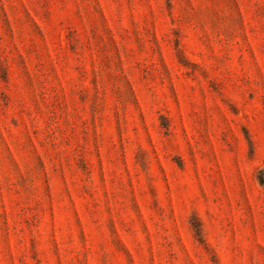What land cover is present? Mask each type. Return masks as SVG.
Here are the masks:
<instances>
[{
    "label": "rangeland",
    "instance_id": "rangeland-1",
    "mask_svg": "<svg viewBox=\"0 0 264 264\" xmlns=\"http://www.w3.org/2000/svg\"><path fill=\"white\" fill-rule=\"evenodd\" d=\"M0 264H264V0H0Z\"/></svg>",
    "mask_w": 264,
    "mask_h": 264
}]
</instances>
